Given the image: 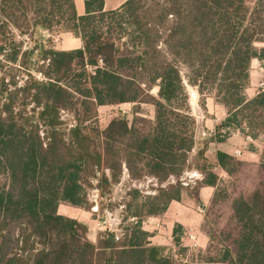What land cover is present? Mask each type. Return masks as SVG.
<instances>
[{"label": "trees", "instance_id": "16d2710c", "mask_svg": "<svg viewBox=\"0 0 264 264\" xmlns=\"http://www.w3.org/2000/svg\"><path fill=\"white\" fill-rule=\"evenodd\" d=\"M103 5L86 0L78 16L73 0H0V72L26 64L20 67L28 74L19 87L11 74L10 90L0 73V264H264V149L259 163L219 150L209 157L208 144L191 156L195 120L187 91L213 96L232 119L227 128L244 124L237 131L257 138L264 90L251 99L245 90L251 61L264 55L255 46L264 42V0L252 6L246 0H127L112 11ZM54 27L82 47L63 51L41 42L23 51L14 38L13 30L33 36ZM35 54L45 68L38 81L29 73ZM139 102L155 108L148 129L124 119L102 132L95 127L98 107ZM229 135L217 129L209 143ZM122 165L131 179L159 184L187 169L203 175L195 194L215 188L203 252L182 262L149 245L148 234L136 228L121 244L101 249L109 258L97 257L86 226L59 215L58 206H81L92 179L108 185L103 169L117 183ZM186 190L179 181L159 188L147 197L144 215H162Z\"/></svg>", "mask_w": 264, "mask_h": 264}, {"label": "rangeland", "instance_id": "374dc122", "mask_svg": "<svg viewBox=\"0 0 264 264\" xmlns=\"http://www.w3.org/2000/svg\"><path fill=\"white\" fill-rule=\"evenodd\" d=\"M246 1L249 6H252L253 0ZM13 32L15 40L21 43L23 51H26L33 45H37L41 42L47 44L48 47L63 51H70L69 49L77 46L81 47L80 40H76L71 33L65 32L61 27H54L52 31L37 32L33 36L20 35L19 32L15 30H13ZM255 46L258 50H264V42L257 43ZM31 61L35 62V67L29 69L31 71L29 73L31 74L32 79L36 81L42 80L43 76L41 75V72L45 70L44 66L41 68L43 61L40 60L38 54H35V57H33ZM20 66L26 67V64ZM20 66L17 67L18 70L13 69L12 72H10V69H7L6 71L1 70L5 78L4 81L9 84L8 86L10 90H13L14 88L13 85H11V74L15 75L13 81L17 83V87L21 86L28 78V74L24 72V68ZM89 70L91 69L89 68ZM262 89H264V55L260 56V59H253L250 63L249 83L245 90V96L247 99H251ZM187 91L189 95L188 111L190 116L195 120V148L192 151L191 156L195 154L197 148H202L205 144H208V151H213V149H209L211 144L209 142L214 138L215 130L217 129H219L221 135H225L226 132H229L230 134L238 132L237 128L245 131L244 124L238 126L236 123H233V125H229L230 128L226 127V125H228V120L232 119L227 116L225 109L214 100L213 96L201 98L197 93V90L190 86H187ZM150 94L153 97H156L157 88H152ZM203 99H206L204 101V108L202 103ZM210 99H213L214 105H212ZM196 107H199V113ZM154 111V106L147 102L101 106L97 108L95 127L102 132L113 119H124L133 126H144L145 129H148L150 123L154 121ZM201 113L203 114L202 120L197 117V115L202 117ZM62 119L65 121L67 120L69 124L75 123L70 120L71 117L66 113H63ZM142 119L147 123L142 122ZM231 139H233V143H231L232 145L244 149L245 151L254 150V143L256 146L262 145L264 147V127L257 133V138L255 139L256 142H252L251 145L244 143L239 137H237L235 141L234 138ZM213 144L216 143L213 142ZM207 150L205 155L211 156V153L207 152ZM189 161H191V159H189ZM187 172L191 174L197 173L201 175L202 178H198L197 180L192 178V180L194 179L196 182L193 184H186L188 183V177H186L185 174ZM101 174H104V176L108 178V181L110 182L108 185L99 184L97 179H92L91 186L84 191V199L81 206L75 207L62 202L59 204L57 210L59 215L74 219L86 226V237L94 247L97 248V251H99L97 252L99 253L97 254L98 258L101 256L109 258V255H111L109 254L110 252H102V248L109 251L115 245H119L127 240L132 234L133 229H143L145 223L157 218L144 215L147 212V197L153 196L157 193L159 188H163L168 184L174 185L177 181L182 183L190 195L195 196L197 183L203 179V175L200 172L195 169H187L179 177L169 176L165 183L159 184V182L151 177L131 179L128 170L124 165L121 166V175H119V181L117 183L111 182V172H109L108 169H103L100 175ZM220 176L221 179L223 178L227 181L226 176L223 174ZM72 214L73 216H71ZM86 214L88 217L87 221L81 220ZM135 215L137 217H135ZM111 235H113V238L109 240ZM179 250L178 252H181ZM167 252L168 254H172L170 250ZM192 253L194 256L198 254L197 251ZM204 257H207V255Z\"/></svg>", "mask_w": 264, "mask_h": 264}, {"label": "crops", "instance_id": "0c3cea01", "mask_svg": "<svg viewBox=\"0 0 264 264\" xmlns=\"http://www.w3.org/2000/svg\"><path fill=\"white\" fill-rule=\"evenodd\" d=\"M73 1L77 15L82 16L85 12L84 3L86 0ZM126 1L127 0H104L103 9L105 11L119 9ZM75 39L80 40L77 37H75ZM79 42H81V40ZM81 47L77 46L69 50H76L80 49ZM210 100L212 105H214L213 99ZM197 117L198 119L202 120L203 114L202 117L200 115H197ZM238 133L239 132L230 134L223 143H211L209 149H213V151L210 152L207 150V152L211 153V156L209 157H213L216 151L219 150L235 158L237 157V159H240L241 161L248 163H259L264 147L262 145L256 146L255 143L253 145L255 149L252 151H245L244 149L235 147L231 144L233 143V139L231 138H234L235 141L236 138L239 137L240 140L249 145H251L252 142H256L250 137H243L240 133ZM214 192V187L202 186L198 189L195 196L190 195L186 190L181 195L179 201L170 202L166 211L162 215L157 216L156 219L145 223L143 226L142 230L148 234L149 245L165 248L167 251L170 250L174 258L182 262H187L190 260L194 256L192 252H203L208 245V237L203 231V226L205 223L206 210H208V206L210 205ZM73 214L71 216H73ZM87 218L88 217L86 214L81 220L87 221ZM175 229V237L177 240L176 242H173ZM187 234H194L196 236L198 248H189L190 243L187 239ZM179 249L184 251L183 255H179Z\"/></svg>", "mask_w": 264, "mask_h": 264}, {"label": "built area", "instance_id": "2783aa9c", "mask_svg": "<svg viewBox=\"0 0 264 264\" xmlns=\"http://www.w3.org/2000/svg\"><path fill=\"white\" fill-rule=\"evenodd\" d=\"M185 174H186V177H188V183H186V184H189V183L193 184L196 182L194 179L197 180L198 178L199 179L202 178V176L197 174V173L191 174V173L187 172ZM192 178H194V179L192 180ZM187 239L189 240V243H190L189 244L190 249L198 248L197 239H196V236L194 234H187Z\"/></svg>", "mask_w": 264, "mask_h": 264}, {"label": "bare ground", "instance_id": "6f19581e", "mask_svg": "<svg viewBox=\"0 0 264 264\" xmlns=\"http://www.w3.org/2000/svg\"><path fill=\"white\" fill-rule=\"evenodd\" d=\"M199 108V107H198ZM198 108L196 107V109H197V111H198V113H199V110H198Z\"/></svg>", "mask_w": 264, "mask_h": 264}]
</instances>
